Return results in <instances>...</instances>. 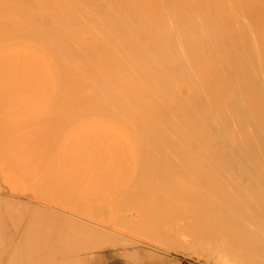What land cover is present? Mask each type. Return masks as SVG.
I'll use <instances>...</instances> for the list:
<instances>
[{"label": "bare ground", "instance_id": "obj_1", "mask_svg": "<svg viewBox=\"0 0 264 264\" xmlns=\"http://www.w3.org/2000/svg\"><path fill=\"white\" fill-rule=\"evenodd\" d=\"M15 3L17 34L12 33L17 35L15 44L23 43L25 49H16L14 68L20 64L29 71L32 88L43 91L45 101L104 106L111 122L130 126L132 138L157 139L158 149L175 156L176 166L200 170L199 174L192 171L189 175L197 186L200 182L208 185L221 180L225 186L241 183L257 186L261 188L259 191H246L248 194L242 193L243 198L264 202V0H16ZM5 6L8 7L4 5V10ZM25 20L27 36L20 29ZM6 36L3 40L8 39ZM2 44L0 48L6 46L5 41ZM217 171L222 173H209ZM192 183L189 182L190 187ZM204 187L198 190L200 195L207 196L206 187L205 194L201 192ZM226 193L230 196L235 192ZM229 210L216 207L213 214L220 215L204 220L193 216V222L187 226L199 233H205L207 226L215 222L213 218L218 225L212 228L215 230L209 233L210 238L204 235V243L187 249L189 253L204 257L208 264H244L239 253L228 247L235 244L234 237L224 228ZM256 210L264 215V204ZM263 218L259 223L262 234ZM77 225L79 230L82 224ZM102 231L103 239L112 236L118 244L120 235ZM100 232L96 237L103 234ZM34 240L32 243L38 244ZM102 241L95 239L97 245L91 244L98 246ZM86 242L79 245L92 248L90 241ZM34 244L32 248L27 246L26 251L33 252L37 247ZM54 247L62 257H53L56 254L50 248L53 256L46 258L38 247L32 254L38 257L40 253V259H44L38 258V262L31 255L37 260L30 257L29 260L36 264H80L79 258L71 256L76 248L69 252V247L63 254L61 246ZM27 253L24 262L30 264Z\"/></svg>", "mask_w": 264, "mask_h": 264}, {"label": "rangeland", "instance_id": "obj_2", "mask_svg": "<svg viewBox=\"0 0 264 264\" xmlns=\"http://www.w3.org/2000/svg\"><path fill=\"white\" fill-rule=\"evenodd\" d=\"M2 1L0 36L10 35L7 41L0 37V45L4 41L6 44L5 50L0 48V262L25 264L28 252V262L33 264L29 257H37L32 254L34 249L39 247L41 255L50 258L56 254L53 247L61 246V251L76 248L72 250L73 259L87 258L88 264H134L143 260L208 264L204 257L187 249L204 243V235L210 238L217 221L213 218L215 222L207 226L205 233L187 224L193 222V216L203 220L216 217L220 215L213 214L216 207H228L223 227L235 239V244L228 247L239 253L244 264H264V234L259 228L264 215L256 210L264 202L243 198L242 194L261 188L243 183L225 186L222 180L208 185L198 182L197 186L189 176L193 170L176 166L175 156L162 153L157 139L132 138L130 126L111 122L104 106L45 101L44 92L32 88L29 71L20 64L14 68L16 49L25 46L15 44L16 0ZM2 5L8 6L7 12ZM22 15L27 16V12L22 11ZM26 23L20 29L27 36ZM189 182H193L192 189ZM196 186L197 190L205 186L207 189L201 192L205 194L206 189L207 196L200 195V190L198 194ZM227 190L235 193L226 196ZM80 224L78 230L75 226ZM101 229L108 235L111 230L121 240L116 244L112 236L103 239ZM98 232L103 234L96 237ZM33 239H37V247L33 252L26 251L27 246L32 248ZM95 239L104 240L103 244L94 246ZM85 240L90 241L89 247L94 244L92 248L79 245ZM40 253L37 259L42 257Z\"/></svg>", "mask_w": 264, "mask_h": 264}, {"label": "crops", "instance_id": "obj_3", "mask_svg": "<svg viewBox=\"0 0 264 264\" xmlns=\"http://www.w3.org/2000/svg\"><path fill=\"white\" fill-rule=\"evenodd\" d=\"M87 260H88L87 258L86 259H80V264H88ZM133 263L134 264H151V263H155L156 264V262H152V261L149 262L147 260H143L142 262H136V261L134 262L133 261ZM157 264H161V263H157Z\"/></svg>", "mask_w": 264, "mask_h": 264}]
</instances>
